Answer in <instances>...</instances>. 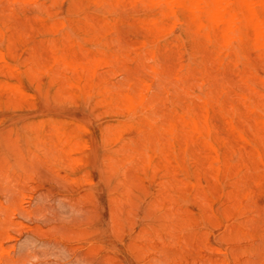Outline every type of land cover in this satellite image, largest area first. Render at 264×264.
I'll use <instances>...</instances> for the list:
<instances>
[{
    "label": "rangeland",
    "instance_id": "rangeland-1",
    "mask_svg": "<svg viewBox=\"0 0 264 264\" xmlns=\"http://www.w3.org/2000/svg\"><path fill=\"white\" fill-rule=\"evenodd\" d=\"M155 1L0 0V264H264V46Z\"/></svg>",
    "mask_w": 264,
    "mask_h": 264
},
{
    "label": "bare ground",
    "instance_id": "bare-ground-1",
    "mask_svg": "<svg viewBox=\"0 0 264 264\" xmlns=\"http://www.w3.org/2000/svg\"><path fill=\"white\" fill-rule=\"evenodd\" d=\"M155 3H157V4L159 3L162 13L174 15V18L176 16L175 15L176 12L179 9L186 10L189 14L190 19L194 22L197 29L205 31L209 40H210V37H209L210 33L214 32L218 35L221 42H223L225 44H229L228 42L234 38L233 37L230 39L232 34H237V33L239 34V33H241L242 30L250 29L252 34H253L254 42L259 46H264V15H262V12L264 13V1L263 0H157V2L155 1ZM256 4H258L259 7H257ZM176 19H177V17L175 18V20ZM177 20H176V22H177ZM145 22H146V20H145ZM173 22H175V21H173ZM180 22H181V20H180ZM62 23H65V22H62ZM63 25H61V26H63ZM78 28L79 27H77V30H78ZM172 29H171V31H172ZM83 36L85 37V35H83ZM77 39H79V38H77ZM232 44H233V42H232ZM234 48H235V45H234ZM235 49H237V48H235ZM237 51L238 50H236V53H237ZM0 52H1V49H0ZM2 52L0 53V55L3 56ZM219 53H220V51H219ZM237 55H238V53H237ZM2 59H4V57H2ZM47 77H48V75H47ZM225 82H227V81H225ZM8 87H10V86H8ZM258 89H260V88H258ZM16 91H18V90L16 89ZM209 93H211V92H209ZM126 95L129 97L130 94L128 95V93H127ZM129 99H131V97ZM220 106H221V104H220ZM127 109L130 110L131 108H127ZM257 110L259 111L258 108H257ZM233 113H235L234 110H233ZM232 121H234V120H231V124H233ZM205 122H206V120H205ZM186 124L188 125V133L191 136H194L196 138H200L201 136H203V131H204L203 126L198 121V119H196L195 117H191L188 121H186ZM237 127L238 126H236V128ZM243 131H244V129H243ZM67 134H69V133H67ZM208 138L205 137L203 139L205 142H207ZM262 145H263V143H262ZM148 158H149V156H148ZM261 161H262V159H261ZM218 168H220V167H218ZM259 169H261V168H259ZM262 189H264V188H262ZM249 196L250 195H248V198H249ZM185 202H187V201H185Z\"/></svg>",
    "mask_w": 264,
    "mask_h": 264
}]
</instances>
